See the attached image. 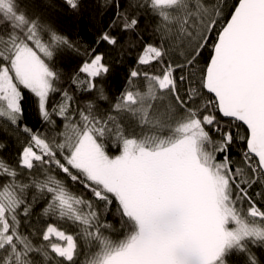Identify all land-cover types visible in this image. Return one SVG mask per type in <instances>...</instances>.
Instances as JSON below:
<instances>
[{
  "label": "snow or ice",
  "instance_id": "1",
  "mask_svg": "<svg viewBox=\"0 0 264 264\" xmlns=\"http://www.w3.org/2000/svg\"><path fill=\"white\" fill-rule=\"evenodd\" d=\"M101 7L114 97L83 0H0V264H264V0Z\"/></svg>",
  "mask_w": 264,
  "mask_h": 264
},
{
  "label": "trees",
  "instance_id": "2",
  "mask_svg": "<svg viewBox=\"0 0 264 264\" xmlns=\"http://www.w3.org/2000/svg\"><path fill=\"white\" fill-rule=\"evenodd\" d=\"M58 2V0H54ZM104 0H83L82 16H76L68 12H60L53 15V19L56 23V26L74 42L80 46V59L87 58L85 52L92 49L97 52H103L105 54V63L112 66V71L107 77V88L109 94L113 97L118 95L120 91L123 90L124 85L126 84L125 76L133 68L137 67L134 63L138 53L137 51L126 52L123 56V62L121 63V56L118 50H113L106 44L97 42V32L99 29L105 27L109 20L111 19V11H105L101 7ZM209 3H214L215 0H208ZM233 0H228V3L231 4ZM43 7V5H41ZM207 55V53H205ZM63 64L65 70H71L72 67H75V64H71L67 58L63 60H57V65ZM142 69H146L149 72L159 73L160 67L153 63L152 65L139 66ZM143 90L146 91V84L143 86ZM25 114L27 120L31 124H36L39 126L38 115L29 105L26 108ZM0 138H6L0 136ZM11 143V141H10ZM111 147V146H110ZM112 153H115V148H112ZM70 191L74 194L80 195L79 189L71 184L70 181L67 182ZM115 238V237H114Z\"/></svg>",
  "mask_w": 264,
  "mask_h": 264
}]
</instances>
